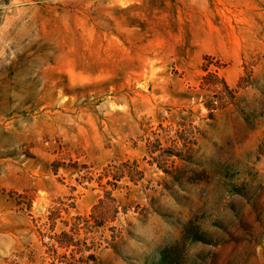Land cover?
Listing matches in <instances>:
<instances>
[{
	"label": "rangeland",
	"instance_id": "1",
	"mask_svg": "<svg viewBox=\"0 0 264 264\" xmlns=\"http://www.w3.org/2000/svg\"><path fill=\"white\" fill-rule=\"evenodd\" d=\"M0 264H264V0H0Z\"/></svg>",
	"mask_w": 264,
	"mask_h": 264
},
{
	"label": "trees",
	"instance_id": "2",
	"mask_svg": "<svg viewBox=\"0 0 264 264\" xmlns=\"http://www.w3.org/2000/svg\"><path fill=\"white\" fill-rule=\"evenodd\" d=\"M209 109H216L217 108V105L216 104H214V103H212V104H208V106H207ZM185 143V142H184ZM157 149H154L153 151H156ZM173 154H175V155H177L176 153H173ZM158 165L159 166H161V164H160V162H158ZM162 167V166H161ZM118 176H115V179H118L117 178ZM62 234L64 235V237H65V241H66V246H70V245H72V243H73V238H69V237H67V233H65V232H62ZM62 245V244H61Z\"/></svg>",
	"mask_w": 264,
	"mask_h": 264
}]
</instances>
